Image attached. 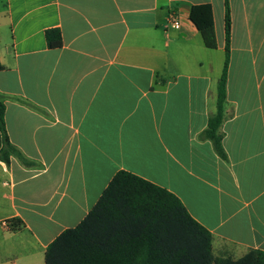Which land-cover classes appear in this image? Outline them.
Returning <instances> with one entry per match:
<instances>
[{
  "label": "crops",
  "instance_id": "obj_1",
  "mask_svg": "<svg viewBox=\"0 0 264 264\" xmlns=\"http://www.w3.org/2000/svg\"><path fill=\"white\" fill-rule=\"evenodd\" d=\"M226 3L223 160L199 134L217 109ZM202 4L214 50L190 20ZM0 63L7 135L30 162L0 161V264H45L119 171L176 195L213 249L264 251V0H0Z\"/></svg>",
  "mask_w": 264,
  "mask_h": 264
},
{
  "label": "trees",
  "instance_id": "obj_2",
  "mask_svg": "<svg viewBox=\"0 0 264 264\" xmlns=\"http://www.w3.org/2000/svg\"><path fill=\"white\" fill-rule=\"evenodd\" d=\"M190 20L207 49L217 48L212 6L195 5ZM230 9L225 10V59L217 87V109L199 134L216 154L227 160L223 146L227 80L230 62ZM52 50L63 45L59 29L45 32ZM3 66L0 63V71ZM5 105L0 100V161L12 156L30 164L11 144L5 127ZM18 223L11 221L12 229ZM214 237L188 212L181 200L141 177L119 171L85 219L61 233L46 249L45 264H264V251L248 250L239 258L216 255Z\"/></svg>",
  "mask_w": 264,
  "mask_h": 264
},
{
  "label": "rangeland",
  "instance_id": "obj_3",
  "mask_svg": "<svg viewBox=\"0 0 264 264\" xmlns=\"http://www.w3.org/2000/svg\"><path fill=\"white\" fill-rule=\"evenodd\" d=\"M215 250H214V253L217 255V254H219L221 251H225L224 252V254H222V255H225V253H226V255H231L232 257H234V258H238L239 257V253H237V252H234L233 250V248L231 247V246H222V245H218V247L217 248H214Z\"/></svg>",
  "mask_w": 264,
  "mask_h": 264
},
{
  "label": "built area",
  "instance_id": "obj_4",
  "mask_svg": "<svg viewBox=\"0 0 264 264\" xmlns=\"http://www.w3.org/2000/svg\"><path fill=\"white\" fill-rule=\"evenodd\" d=\"M181 25V22L179 20V18L177 16H175L174 14L170 15V26L173 27L174 29H179ZM2 226L4 228H9L10 227V223L7 221L2 222Z\"/></svg>",
  "mask_w": 264,
  "mask_h": 264
}]
</instances>
